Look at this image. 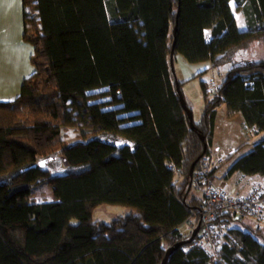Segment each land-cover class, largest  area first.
<instances>
[{
    "label": "trees",
    "instance_id": "trees-1",
    "mask_svg": "<svg viewBox=\"0 0 264 264\" xmlns=\"http://www.w3.org/2000/svg\"><path fill=\"white\" fill-rule=\"evenodd\" d=\"M22 5L35 72L16 98L0 102V264H160L169 247L166 264H264V227L247 218L220 216L227 227L214 255L197 245L198 234L186 242L191 230L181 227L192 212L199 219L202 193L191 182L210 151L216 107L223 102L264 132V56L233 58L264 42V0ZM171 49L174 61L179 54L227 65L211 97L200 82L205 106L197 122L179 100ZM68 127L79 132L72 143L62 138ZM230 159L226 176L264 175V135ZM42 182L49 201L31 197ZM102 203L134 211L92 221Z\"/></svg>",
    "mask_w": 264,
    "mask_h": 264
},
{
    "label": "crops",
    "instance_id": "crops-1",
    "mask_svg": "<svg viewBox=\"0 0 264 264\" xmlns=\"http://www.w3.org/2000/svg\"><path fill=\"white\" fill-rule=\"evenodd\" d=\"M232 7H234L233 1H231ZM23 5L22 0H0V102H7L16 98L19 94L20 86L25 79L31 78L35 72V68L32 65L31 58L34 54L33 46L27 41L23 40ZM241 16V17H240ZM238 17L243 18L242 14L238 15L235 11V18L238 28H242V23H238ZM244 22V19H243ZM245 27V24H243ZM176 57H179L182 66L187 69L189 75H181L180 78H177L184 83L190 78L198 75V73L206 72L208 69H211L210 61H202L198 63H188L185 62L184 58L177 54ZM177 59V58H176ZM225 73V70H224ZM205 82V81H204ZM220 81H218L219 85ZM209 90V86L207 88ZM225 104L222 102L216 107V112L218 109H224ZM226 108V107H225ZM215 112V116H216ZM233 117H238L242 123L241 127L234 130L235 135L233 138L227 141V144L218 145L212 142L209 146V150L215 152H226L230 148L235 149L234 155L232 158H235L245 152H247L252 143L261 137L262 132L255 133L252 131V136L249 139H243L241 134V129L245 126L241 115L238 112L229 113L226 112V121L229 126L234 127L232 120ZM215 120V117H214ZM214 125V123H213ZM236 127V126H235ZM250 129V128H248ZM213 132V131H212ZM213 135V133H212ZM213 145V149L211 146ZM211 152V151H210ZM233 159L224 160L218 164L216 170L214 171L215 183L220 186L225 192L229 194L244 195L249 189L251 181L257 179L260 175H248L250 181L245 184L242 183L241 179L245 175L234 172L230 176H226V170L230 166ZM223 163H226L225 165ZM224 165V171H220V168ZM247 176V175H246ZM46 182H42L36 186H40ZM34 186V187H36ZM225 188V189H224ZM38 201V200H37ZM41 201V200H40ZM247 223L250 224H259L264 227V213L261 221H256L255 219L247 218Z\"/></svg>",
    "mask_w": 264,
    "mask_h": 264
},
{
    "label": "rangeland",
    "instance_id": "rangeland-1",
    "mask_svg": "<svg viewBox=\"0 0 264 264\" xmlns=\"http://www.w3.org/2000/svg\"><path fill=\"white\" fill-rule=\"evenodd\" d=\"M238 15H240V11H237ZM241 17V16H240ZM238 17V23H242V28H244V22L243 18L241 19ZM208 36V32L206 33ZM264 56V42H253L251 45L246 48L245 50H242L240 52L235 53L233 56L234 60H253V59H258L260 57ZM177 58V59H176ZM175 61H173V67L175 71V75L177 78H180L181 75H189L187 73V69L185 70V67L180 65L181 61H179V57H176ZM186 62V61H185ZM227 65L222 64L220 66L208 69L206 72H201L198 73V75L190 78L188 81H186L182 87H181V92L183 94L184 100L188 107L191 110V117L192 120L197 122L203 113L205 102L203 98V92L201 90L200 82L205 81L207 84V88L211 86H217L218 81H221L223 77L225 76L224 70H226ZM212 93L208 92V97H211ZM226 108L224 109H218L216 112L215 120H214V125L212 128V142L218 144V145H223L227 144V141L230 140V138H233L235 135L234 130L238 131V127L240 128L242 123L238 117H233L232 123L235 125L234 127L229 126L227 121H226ZM229 114V113H228ZM242 128V127H241ZM241 134L240 136L243 139H249L250 136H252V129H248L243 127V129L240 130ZM62 138L68 142L72 143L73 141L77 140L79 138V132L77 129L68 127V128H63L61 131ZM264 135V132L262 133ZM261 135V136H263ZM213 149V145L211 146ZM231 149V148H230ZM235 150V149H234ZM211 153H217L213 150H210ZM235 153V151H234ZM232 153L231 155H234ZM218 155V153H217ZM224 161V160H223ZM222 162V161H221ZM224 165L226 163H223ZM224 165L220 168V171H224ZM250 178L248 175L242 177L241 181L242 183L247 184L250 181ZM194 193L199 194L200 191L194 188L192 189ZM31 197L34 200H44V201H49L52 198V191L50 187L47 184H43L40 186H36L32 188V193ZM134 211L133 208L125 205H119V204H106L102 203L94 207L91 211V219L92 221H99V222H104V223H109L110 220L123 216L125 214H128L129 212ZM72 222H75L73 219ZM182 232H186L184 228H182Z\"/></svg>",
    "mask_w": 264,
    "mask_h": 264
},
{
    "label": "built area",
    "instance_id": "built-area-1",
    "mask_svg": "<svg viewBox=\"0 0 264 264\" xmlns=\"http://www.w3.org/2000/svg\"><path fill=\"white\" fill-rule=\"evenodd\" d=\"M218 85L211 86L208 92L214 93ZM231 148L226 152L204 154L199 159L198 173L192 179L194 187L202 193V206L197 213L200 218V228L197 232V245L205 248L214 255L223 239L227 227L225 222H220V216L232 213L235 217L255 219L261 221L264 213V175L251 181L249 189L244 195L233 196L225 192L215 183L213 169L218 164L234 153ZM195 212L186 217L182 228L186 232L192 230L196 225L194 221Z\"/></svg>",
    "mask_w": 264,
    "mask_h": 264
},
{
    "label": "water",
    "instance_id": "water-1",
    "mask_svg": "<svg viewBox=\"0 0 264 264\" xmlns=\"http://www.w3.org/2000/svg\"><path fill=\"white\" fill-rule=\"evenodd\" d=\"M175 31H176V25L173 28V33H175ZM173 61H174L173 60V49H171L170 50V54H169V66H170L171 73L174 75V78H175V86H176V91L178 93L179 100H180L181 104L183 106H185V100H184L183 94H182V92H181V90L179 88L178 82L176 81V75H175V71H174V67H173ZM189 121H190V123H192V117H191V115H189ZM48 159L49 158H44V159L40 160L38 163L40 165H43ZM194 164H195V162H193L190 165V168H189V174H190V176H192ZM199 228H200V218L197 220L196 225L191 230V234L186 239V242H191L195 238V236H196ZM173 248L174 247H169L168 249H166L165 254H164V256H163L160 264H166L168 255L173 250Z\"/></svg>",
    "mask_w": 264,
    "mask_h": 264
},
{
    "label": "bare ground",
    "instance_id": "bare-ground-1",
    "mask_svg": "<svg viewBox=\"0 0 264 264\" xmlns=\"http://www.w3.org/2000/svg\"><path fill=\"white\" fill-rule=\"evenodd\" d=\"M225 189V188H224ZM233 195V194H232Z\"/></svg>",
    "mask_w": 264,
    "mask_h": 264
}]
</instances>
